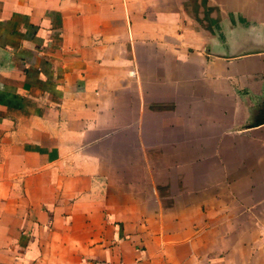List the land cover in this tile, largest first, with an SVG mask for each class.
<instances>
[{
	"label": "crops",
	"instance_id": "1",
	"mask_svg": "<svg viewBox=\"0 0 264 264\" xmlns=\"http://www.w3.org/2000/svg\"><path fill=\"white\" fill-rule=\"evenodd\" d=\"M0 264H264V0H0Z\"/></svg>",
	"mask_w": 264,
	"mask_h": 264
}]
</instances>
